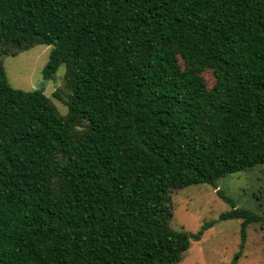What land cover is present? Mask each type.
Returning a JSON list of instances; mask_svg holds the SVG:
<instances>
[{
  "label": "trees",
  "instance_id": "16d2710c",
  "mask_svg": "<svg viewBox=\"0 0 264 264\" xmlns=\"http://www.w3.org/2000/svg\"><path fill=\"white\" fill-rule=\"evenodd\" d=\"M36 43L65 116L7 80ZM259 164L264 0H0V264H176L215 220L173 229L172 190ZM217 194L242 247L264 217Z\"/></svg>",
  "mask_w": 264,
  "mask_h": 264
},
{
  "label": "rangeland",
  "instance_id": "374dc122",
  "mask_svg": "<svg viewBox=\"0 0 264 264\" xmlns=\"http://www.w3.org/2000/svg\"><path fill=\"white\" fill-rule=\"evenodd\" d=\"M50 49L51 45L36 43L15 55L4 56L2 63L12 87L26 91L42 89L58 114L65 116L71 93L66 86L65 65L58 66L53 78H43ZM218 190L236 206L264 217V164L227 174L216 182V187L201 183L173 189L169 221L173 229L196 231L204 221L215 220L200 240L191 241L176 264H231L233 260L237 264H264V221L247 226L241 247V220L218 219L220 213L230 209V204L217 194ZM240 250L242 253L237 259Z\"/></svg>",
  "mask_w": 264,
  "mask_h": 264
}]
</instances>
